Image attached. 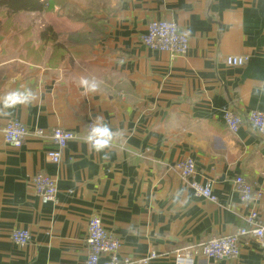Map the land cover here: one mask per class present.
I'll list each match as a JSON object with an SVG mask.
<instances>
[{"label":"crops","instance_id":"crops-1","mask_svg":"<svg viewBox=\"0 0 264 264\" xmlns=\"http://www.w3.org/2000/svg\"><path fill=\"white\" fill-rule=\"evenodd\" d=\"M82 7L87 16H67L92 25L64 19L71 36L85 29L77 55L51 64L25 57L27 49L64 44L56 30V42L42 44L43 12L0 6V100L32 94L12 107L0 102V264H82L92 215L131 264L152 251L159 256L148 264H174L177 249L249 226L250 210L264 224V136L245 121L249 110L264 111V0H87ZM150 20L176 22L188 36L187 53L144 46ZM241 55L245 64H226ZM82 79L97 88L86 91ZM225 108L243 119L235 132ZM9 118L28 127L20 147L3 139ZM89 120L115 133L101 151L86 142ZM53 127L75 133L58 163L46 155L48 135L34 134ZM185 157L195 161L192 179L209 182L216 201L196 196L180 176L175 164ZM36 172L54 178L56 201L34 192ZM239 175L260 191L246 204L233 187ZM14 228L30 232L27 244L12 242ZM193 264H264V246L244 237L236 259L198 256Z\"/></svg>","mask_w":264,"mask_h":264},{"label":"built area","instance_id":"built-area-1","mask_svg":"<svg viewBox=\"0 0 264 264\" xmlns=\"http://www.w3.org/2000/svg\"><path fill=\"white\" fill-rule=\"evenodd\" d=\"M141 42L150 49L167 52L170 56H182L187 53L189 48L188 36L181 32L176 22L172 20H150L145 33L141 36ZM247 60L248 56L245 55L227 56L225 58L226 64L233 66H241ZM222 117L228 129L232 132L237 131L243 122L242 117L229 108L223 110ZM245 121L260 135L264 136V111L249 110L245 115ZM94 125L96 123L92 120L86 123V136ZM2 132L3 139L7 144L20 147L29 130L20 120L9 118ZM34 134L40 137L48 135L53 146L46 151V155L53 163L60 161L63 149L75 137L74 132L61 127H53L48 131L36 128ZM175 168L180 176L188 181L196 196L216 201V196L209 182L202 184L192 179L196 168L194 159L182 158L176 162ZM30 184L42 202L56 201V182L50 175L36 172L31 177ZM233 187L237 191L240 200L245 204L260 194L259 190L254 192L251 184L240 175L233 180ZM245 219L249 226L240 227L230 234L214 236L208 240L177 249L174 252V264H193L194 258L198 256L211 258L215 261L223 258L236 259L244 237H253L261 246H264V224L260 223L258 212L250 210ZM10 238L15 244L22 246L29 242L30 232L23 228H14L10 233ZM86 243L88 251L82 264H131L129 258L119 256V239L106 230L97 215L88 218ZM158 256L159 254L152 251L140 262L148 264ZM101 257H105V260L101 261Z\"/></svg>","mask_w":264,"mask_h":264},{"label":"rangeland","instance_id":"rangeland-1","mask_svg":"<svg viewBox=\"0 0 264 264\" xmlns=\"http://www.w3.org/2000/svg\"><path fill=\"white\" fill-rule=\"evenodd\" d=\"M59 4H56L55 0H44L47 3L46 8L44 9L42 17H46L48 20L47 24L54 26V29L58 32L59 38L63 40L65 45H68L70 33L65 31V26H67L69 21H65L67 15L75 14L76 11L81 12L87 16L88 12L84 11L82 4L87 2V0H57ZM81 10V11H80ZM46 24V25H47ZM49 26V25H47ZM65 31V32H62ZM26 39L31 37V33L25 36ZM61 43V42H60ZM42 44H48L43 42ZM53 44L48 46H37L33 50L27 49L26 56L28 59H31L30 56H34L36 61H41L45 58L49 60L51 64L58 63L62 57L70 54L71 51L64 52L60 48L53 47ZM66 48V47H65ZM71 50V49H70ZM9 53H14V50L8 51ZM2 53V51H1ZM30 54V56H29ZM1 59H6L5 55L0 56ZM32 60V59H31ZM14 243V242H13ZM18 245V244H17Z\"/></svg>","mask_w":264,"mask_h":264},{"label":"trees","instance_id":"trees-1","mask_svg":"<svg viewBox=\"0 0 264 264\" xmlns=\"http://www.w3.org/2000/svg\"><path fill=\"white\" fill-rule=\"evenodd\" d=\"M54 1V0H53ZM56 4H59L57 0H55ZM44 0H0V6L5 7V9H8L11 14L16 13L18 11H24V12H42L46 8L44 6ZM67 18L71 21H76L78 23H82V26H89L93 24V21H89L88 17H82L79 15H73L67 16ZM75 22V23H76ZM49 26H46L41 34L40 39L42 42H56L57 40V32H55L54 26H51V24H48ZM83 30V28L81 29ZM88 31V30H87ZM85 32V29L79 33L73 34V36H69V42L68 45L64 46V44L61 43H55L53 44L55 48H60L62 51L67 52L71 51L72 55H77L76 50L80 49L77 46L78 42H81L82 39L80 38V35ZM99 34V30L96 32ZM71 49V50H70Z\"/></svg>","mask_w":264,"mask_h":264},{"label":"clouds","instance_id":"clouds-1","mask_svg":"<svg viewBox=\"0 0 264 264\" xmlns=\"http://www.w3.org/2000/svg\"><path fill=\"white\" fill-rule=\"evenodd\" d=\"M81 86L84 87L86 91H92L97 88V83L95 81H89L88 79H82L80 81ZM32 97L30 91H14L6 95L0 102L4 104L5 107H12L16 103H26ZM115 133L104 124L97 123L90 128L87 136L86 142L96 151H101L107 147Z\"/></svg>","mask_w":264,"mask_h":264}]
</instances>
